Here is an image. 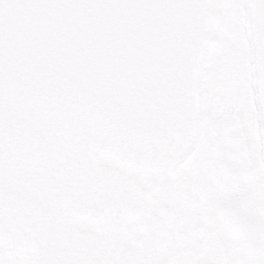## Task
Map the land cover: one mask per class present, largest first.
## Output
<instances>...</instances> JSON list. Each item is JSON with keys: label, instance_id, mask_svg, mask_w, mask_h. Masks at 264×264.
Instances as JSON below:
<instances>
[{"label": "snow or ice", "instance_id": "obj_1", "mask_svg": "<svg viewBox=\"0 0 264 264\" xmlns=\"http://www.w3.org/2000/svg\"><path fill=\"white\" fill-rule=\"evenodd\" d=\"M208 8L235 13L238 47L231 70L238 84L230 99L258 145L247 156L240 145L235 155L251 161L254 182L245 207L232 196L205 202L196 187L189 188L186 204L157 197L172 218L169 240L153 247L146 226L158 215L125 221L108 198L96 200L93 155L117 161L104 147L113 143L109 114L97 112L85 89L111 94L93 71L120 72L125 54L129 62L167 56L186 39L193 42L187 51L194 66L203 29L191 19ZM258 8L264 9V0H0V264H264V21L248 15ZM212 30L208 56L215 67L212 50L223 40L215 25ZM13 47L24 49L15 60ZM74 68L83 72L79 83L69 78ZM225 87H232L227 79ZM85 128L96 131L99 142L81 135ZM11 182L31 185L33 198L13 199ZM246 211L253 212V225L241 228ZM201 230L204 240L193 243ZM133 232L139 234L134 243L122 247L124 234ZM179 240L192 249L190 258L181 255L174 243Z\"/></svg>", "mask_w": 264, "mask_h": 264}, {"label": "water", "instance_id": "obj_2", "mask_svg": "<svg viewBox=\"0 0 264 264\" xmlns=\"http://www.w3.org/2000/svg\"><path fill=\"white\" fill-rule=\"evenodd\" d=\"M249 17L258 23L264 21V9L250 10ZM133 19L139 22L141 18ZM154 21L160 24L158 17ZM191 23L203 29L196 38L197 45L202 47L194 66L187 51L193 42L186 39L182 47L178 46L167 56L157 59L155 57L158 54L152 53L141 61L129 62V54H125L120 72L105 71L102 75L94 71L91 73L94 79H103L106 86L112 89L111 94L98 88L85 91L94 99L98 113L106 109L109 114L108 127L113 134V143L104 147L108 153L115 155L118 162L164 172L193 148L199 133L197 88L208 45L211 8L194 14ZM13 53L15 60L23 55L24 49L13 47ZM139 55L143 57L144 53ZM12 69L15 71L14 64ZM82 76L83 72L79 68L69 73V78L77 83ZM186 77H190V82ZM81 135L90 136L94 142H99L96 131L85 128ZM240 145H243L241 141ZM220 151L222 146L215 151L216 160L219 159ZM91 163L96 169V200L108 198L122 219L124 215H158L155 223L149 224L147 229L152 234V239L147 243L154 247L158 233L167 221L166 213L110 167L102 165L93 157ZM241 163L243 167L239 170L228 171L217 169L214 162L218 181L242 183L250 175V169L248 163ZM8 191L13 199L31 200L34 195L31 185L23 183L11 182ZM121 246L125 247L124 240Z\"/></svg>", "mask_w": 264, "mask_h": 264}, {"label": "flooded vegetation", "instance_id": "obj_3", "mask_svg": "<svg viewBox=\"0 0 264 264\" xmlns=\"http://www.w3.org/2000/svg\"><path fill=\"white\" fill-rule=\"evenodd\" d=\"M227 8H211V25L209 31L208 45L213 42L212 38L215 35L213 25L219 32L223 40V46L216 41L217 47L213 49L218 59L216 66H213V60L209 58L206 49L204 60L202 63L201 75L197 88L198 100V116L200 124V133L194 148L188 153L179 163L161 173L154 169H143L131 165H124L119 162L113 163L112 157L95 156L94 159L105 166H109L117 174L126 178L130 183L136 186L154 203L159 205L167 215V221L161 231L158 233L156 244L169 240L167 225L171 222L172 213L164 209L157 197L167 194L179 202L183 200L187 203L188 190L190 187H196L200 190L202 197L207 198L220 196H232L238 198L242 207L248 204L247 186L254 182V172L252 163L249 160L247 163L250 169V175L247 180L241 184L223 183L218 181V176L215 172L213 163L216 162L217 169L235 171L242 166L239 156H236L240 141L243 143L244 153L247 154L258 151V145L251 142L249 139V127L246 117L242 109L235 105L230 97L236 93L238 81L235 72L232 71V57L235 49L238 47L237 36L233 31L231 20L234 17H228L229 13H225ZM230 11L229 9H227ZM235 14V13H234ZM219 58H223L225 63H220ZM211 73V75H209ZM231 84V89L225 87V80ZM222 146V151L218 152L219 159H215L214 154L217 147ZM226 156H231L232 159H226ZM213 173L215 174L213 176ZM146 183L149 191H145L141 186ZM214 184L219 185V191L214 187ZM255 212H259L258 209ZM136 217L145 216H124L123 220L131 221ZM146 226V230L148 229ZM253 225V212L246 211L240 225L241 228H250ZM110 227V226H108ZM138 233H125L124 243L126 248L133 244ZM205 238L203 230L193 234L192 241L195 244H200ZM181 248V255L185 258H190L192 249L184 246L182 240L174 242ZM134 251V249H133ZM210 254L216 253V248L209 245Z\"/></svg>", "mask_w": 264, "mask_h": 264}, {"label": "rangeland", "instance_id": "obj_4", "mask_svg": "<svg viewBox=\"0 0 264 264\" xmlns=\"http://www.w3.org/2000/svg\"><path fill=\"white\" fill-rule=\"evenodd\" d=\"M230 10V9H229ZM225 13L227 14V13H229L227 16L228 17H233V15L235 16V14H234V12L232 11V10H230V11H228L227 9L225 10ZM106 227H108L107 225H106Z\"/></svg>", "mask_w": 264, "mask_h": 264}, {"label": "bare ground", "instance_id": "obj_5", "mask_svg": "<svg viewBox=\"0 0 264 264\" xmlns=\"http://www.w3.org/2000/svg\"><path fill=\"white\" fill-rule=\"evenodd\" d=\"M248 15H249V13H248ZM111 169V168H110Z\"/></svg>", "mask_w": 264, "mask_h": 264}]
</instances>
